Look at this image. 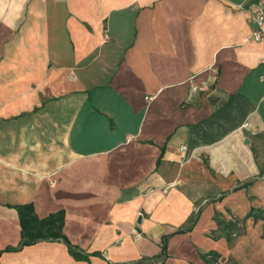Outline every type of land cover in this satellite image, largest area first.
<instances>
[{"label":"crops","instance_id":"crops-1","mask_svg":"<svg viewBox=\"0 0 264 264\" xmlns=\"http://www.w3.org/2000/svg\"><path fill=\"white\" fill-rule=\"evenodd\" d=\"M259 1L0 0V251L32 203L88 256L0 264H159L166 235L161 264H264ZM215 216L245 232L212 239Z\"/></svg>","mask_w":264,"mask_h":264},{"label":"trees","instance_id":"trees-1","mask_svg":"<svg viewBox=\"0 0 264 264\" xmlns=\"http://www.w3.org/2000/svg\"><path fill=\"white\" fill-rule=\"evenodd\" d=\"M163 156H160L159 161ZM19 216L20 225V241L15 248H6L0 251V256L5 252H18L24 247L32 246L40 242H57L62 243L68 250V253L74 257L76 260H88V256L83 253L78 247L74 246L66 237L63 232L64 222H65V212L63 210L57 211L55 213L49 214L45 218H38L35 213L34 205L32 203L25 205H18L14 207ZM254 216V212H250L248 217ZM196 217L190 218V226L187 229H180L175 233H185L192 229L195 224ZM217 224V230L211 234V238L217 240L220 237L226 238V240L231 243L232 240L241 236L245 231L243 227V220L234 221H224L218 216L214 218ZM170 235L163 236L160 242L161 253L159 256L153 258V260L158 261L159 264L163 263L167 258V241ZM93 256H98L99 254H92ZM201 258L206 264H213L215 262L214 253L201 254ZM139 264V263H136Z\"/></svg>","mask_w":264,"mask_h":264},{"label":"built area","instance_id":"built-area-1","mask_svg":"<svg viewBox=\"0 0 264 264\" xmlns=\"http://www.w3.org/2000/svg\"><path fill=\"white\" fill-rule=\"evenodd\" d=\"M249 23L252 27L251 39L262 47V55L259 64L264 68V0H260L256 9L250 13ZM264 81V74L261 76ZM136 237L139 235L134 232Z\"/></svg>","mask_w":264,"mask_h":264},{"label":"rangeland","instance_id":"rangeland-1","mask_svg":"<svg viewBox=\"0 0 264 264\" xmlns=\"http://www.w3.org/2000/svg\"><path fill=\"white\" fill-rule=\"evenodd\" d=\"M242 254H245V253H242ZM240 259H241V261H245V256L243 255V256H241V253H240ZM243 262H242V264H243ZM221 264H235V261L234 260H232L231 258H228V259H226V261L224 262V260H223V262L221 261Z\"/></svg>","mask_w":264,"mask_h":264},{"label":"water","instance_id":"water-1","mask_svg":"<svg viewBox=\"0 0 264 264\" xmlns=\"http://www.w3.org/2000/svg\"><path fill=\"white\" fill-rule=\"evenodd\" d=\"M139 222H140V219H139Z\"/></svg>","mask_w":264,"mask_h":264}]
</instances>
